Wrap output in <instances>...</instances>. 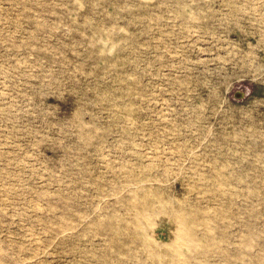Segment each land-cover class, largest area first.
<instances>
[{
    "label": "rangeland",
    "instance_id": "1",
    "mask_svg": "<svg viewBox=\"0 0 264 264\" xmlns=\"http://www.w3.org/2000/svg\"><path fill=\"white\" fill-rule=\"evenodd\" d=\"M0 264H264V0H0Z\"/></svg>",
    "mask_w": 264,
    "mask_h": 264
},
{
    "label": "bare ground",
    "instance_id": "2",
    "mask_svg": "<svg viewBox=\"0 0 264 264\" xmlns=\"http://www.w3.org/2000/svg\"><path fill=\"white\" fill-rule=\"evenodd\" d=\"M142 198H143V197H142ZM145 199H146V198H145ZM147 201H148V200H147ZM144 202H145V201H144ZM150 202H151V201H150ZM145 205H146V204H145ZM147 205H148V203H147ZM179 210H180V209H179ZM146 215H147V214H146ZM180 216H181V215H180ZM183 217H184V220L187 219L185 215H184ZM149 221H150V220H149ZM185 222H186V221H185ZM147 224H148V223H147ZM147 224H146V225H147ZM175 229H176V228H175ZM180 230H182V231H181V235H182V233L184 234V236L187 235V226H185V225L182 226V225H181ZM141 237H142V235H141ZM181 244H183V242H181ZM174 245L177 246V248H178L180 244H179V242H177V244H174ZM182 246H183V245H182ZM171 247H172V246H171ZM177 248H175V249H177ZM175 249H174V247H173V251H175ZM177 250H178V249H177ZM177 250H176V251H177ZM176 251H175L176 254H178V253L180 252V251H179V252L177 253ZM180 255H181V254H180ZM177 260H178V259H177ZM243 263H244V262H243Z\"/></svg>",
    "mask_w": 264,
    "mask_h": 264
},
{
    "label": "water",
    "instance_id": "3",
    "mask_svg": "<svg viewBox=\"0 0 264 264\" xmlns=\"http://www.w3.org/2000/svg\"><path fill=\"white\" fill-rule=\"evenodd\" d=\"M239 94V93H238Z\"/></svg>",
    "mask_w": 264,
    "mask_h": 264
}]
</instances>
